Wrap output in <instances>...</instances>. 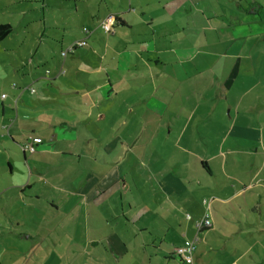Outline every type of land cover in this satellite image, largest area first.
Masks as SVG:
<instances>
[{"label":"crops","instance_id":"obj_1","mask_svg":"<svg viewBox=\"0 0 264 264\" xmlns=\"http://www.w3.org/2000/svg\"><path fill=\"white\" fill-rule=\"evenodd\" d=\"M216 4L0 0V24L11 27L0 42L18 43L4 44L1 57L19 54L28 37L45 47L57 39L62 48L86 41L66 54L69 61L65 55L43 71L24 74L38 87L35 97L16 84L10 86L15 91L0 94V153L8 176L16 150L28 174L17 180L0 170V198L13 202L4 210L6 230L28 242L22 254L31 259L42 246L35 230L49 215L55 221L50 232L84 230L86 246L103 259L110 249L119 252L128 229L134 236L145 232L142 245L183 264L172 250L196 236L206 199L211 226L197 234L192 264H264V19L258 14L263 6L232 0L236 12L219 15ZM105 20L112 24L108 33L100 27ZM19 24L22 36L15 38ZM38 55L37 66L52 57ZM129 121L130 132L122 133ZM29 136L36 138L33 153L19 147ZM126 172L135 179L127 180ZM131 184L141 186L136 190L143 195L122 203ZM44 200L45 212L38 204ZM134 207L140 212L132 214ZM144 211L151 219L141 222ZM96 216L119 236L104 240L102 226H94ZM120 217L125 223L117 229L110 219ZM26 225L28 230L17 232ZM90 230L99 236L89 238ZM60 242L51 239L48 246ZM98 244L105 252L95 250Z\"/></svg>","mask_w":264,"mask_h":264},{"label":"rangeland","instance_id":"obj_2","mask_svg":"<svg viewBox=\"0 0 264 264\" xmlns=\"http://www.w3.org/2000/svg\"><path fill=\"white\" fill-rule=\"evenodd\" d=\"M212 2H214V0H210ZM261 4H262V8L260 9L259 13L261 18L264 19V0H258ZM216 12L219 15H222L223 13H226L227 15H229V13L232 11L236 12V10L233 8V6H231L230 4L232 3V0H216ZM101 27V24H100ZM31 29L33 28V24H31ZM16 30H17V36L15 35V38L21 37L22 36V32L21 30V26L16 25ZM101 30L104 32V30L101 27ZM84 35H86L83 32ZM28 36V35H27ZM76 41V40H75ZM24 44H22L19 48V54L14 53L15 56H0V94L4 93L3 95H8L10 92L15 91V89H12L10 86H14L15 84L18 85V89L16 90H20V89H25L24 90V95L25 96H30L29 95V87H33L38 88V87H34L33 84H30V79L25 77L24 74L29 72L31 70V68L38 69L39 71H43L45 69V65L49 64V65H53L58 61H62V58L64 56L60 55L61 51L66 50L67 47L63 48L60 46V40H56V41H51V45H49L48 43H46V46H44V44H42L41 46H36L37 45V41H34V38L32 37H28L27 41L23 42ZM9 45V47H14L16 48V44L17 41L16 40H11L10 43H6L0 42V48L3 47V45ZM62 48V49H61ZM37 50V54L35 56L34 52ZM40 51H44L47 55H51L52 57L49 58V56H47L45 58L46 62L43 65H39L37 66V62H40L39 59V55L38 52ZM31 59V62H28V60ZM65 59V58H64ZM69 56L66 55V60L69 61ZM44 62V61H42ZM14 84V85H13ZM21 87V88H20ZM2 96V97H4ZM36 94L32 93L31 97H35ZM2 100V99H1ZM128 115H125V117ZM156 121V120H155ZM126 127L125 129H122V133L125 132H130V121L126 123ZM78 126H76L77 128L81 127V123L77 124ZM128 127V128H127ZM114 140V138H112ZM121 140L127 141L129 142L130 139L128 138V136H122L120 137ZM158 140V138H155V140ZM95 141L98 142V140L96 139ZM89 143L91 146H95L96 144L92 141L89 140ZM158 142H155V148H159V145L157 144ZM161 150V149H160ZM15 152V150H14ZM17 152V153H16ZM16 156L15 159L13 161V173L12 175L8 176V167L5 164L4 161V156L2 154V152L0 153V170L2 171V174L4 175V177H9V178H13L17 180H21V178H27L28 174L27 171L24 169L23 167V159H22V152L16 150ZM162 151L158 152L159 155H162ZM171 153V152H170ZM170 153H166L164 155H169ZM172 154V153H171ZM189 154H185V157H189ZM191 158V156H190ZM178 161V157L176 158H172V159H168V161ZM192 160V159H191ZM128 171V170H127ZM193 172V170H192ZM191 173V171H190ZM79 176V180H80V174H78ZM77 177V176H76ZM126 179H130V178H134L136 177V174H133V172H126L125 174ZM35 187H41L44 189H48L47 186H44V184L41 185H37ZM74 187H79L77 184ZM141 186L138 185H134L131 184L129 186V189L131 190L130 193L128 194H122V203H127V201H131L132 203H134V200H140V197L143 195V192H137L136 189H139ZM13 196V195H12ZM11 196V197H12ZM142 203V202H139ZM138 203V204H139ZM198 204V202H196ZM13 202L10 200H8V198L6 196H3L0 198V251L2 250V254H0V261L1 264H5V262H9V259H16L18 258V260H20L21 258L24 259L23 261H25L24 264H178L177 260L172 259V260H168L165 259V254L163 252H155L153 251L151 248H146L144 245H142L143 242L147 241V237L148 235L145 232H138L137 236H134V234H132V232H130L128 229L126 230V232H122L121 236H125L123 239L120 240V244L122 245V247H119L121 249H119V252H115L113 251V249H110V252L108 254H106L104 256V259L102 258V256H100V254H98L96 251L90 249V247L86 246V239L88 238L86 233L84 232V230L82 229H77L76 232L74 234H61V233H57V232H50L54 226V222L53 221V217L47 215L44 216L43 218H41V225L39 224V227L37 225L38 228H36V232L41 234V238L43 241V244L40 248L36 249V253L34 256L31 257V259H29V255L28 257L25 256V254L21 253L24 250H26V248L28 247V242L27 241H22L20 238V234H12L7 232L6 229H8V224H6V222H8V214L4 213V210H7V205L12 206ZM38 204L41 206L42 205V210L43 212H45L44 210H46V205H49V200H44V201H40L38 202ZM136 206V205H135ZM17 206L15 205V208ZM14 208V209H15ZM125 209V208H124ZM140 209H144L143 207H140ZM139 208L138 207H134L133 208V212L134 213H138L140 211H138ZM138 211V212H136ZM104 212V211H101ZM100 212V213H101ZM49 214V212H46ZM106 213V212H105ZM43 214V213H42ZM144 217H142L141 222L144 221H149L151 219V217H148L149 214L146 213L144 211ZM60 218V217H58ZM100 216H96L94 218V226L97 227L98 225L102 226V230L103 233H101L100 235L104 236V240H106V236H108L110 234V236L112 237H117L119 236L118 234H114V233H110V230L107 228V226L105 224H102L100 222ZM110 219V218H109ZM116 220H121L120 221V225L121 226H117ZM53 221V222H52ZM111 224L113 227H116L117 229L122 227L125 223V218L120 217V219H110ZM155 222H158L159 220H154ZM80 222V220H79ZM23 227H25V229L28 230V226H21V228H19L17 230L18 233H20L23 229ZM160 227V226H159ZM158 226H155V231L154 232H158ZM36 233V234H37ZM38 234V235H39ZM89 238L92 235H96L99 236V234H94L92 232V230H90L89 233ZM155 235H160V233H155ZM160 237V236H159ZM51 239L53 240H57V241H61L59 245L56 246H48L49 242H51ZM111 239V238H110ZM115 240V239H114ZM169 240H165L163 243V251H166L171 248V243L168 242ZM106 242V241H105ZM47 243V244H46ZM124 245V246H123ZM3 247H5L6 249L3 250ZM95 250L100 248V251H104V245H100L98 244V246H94ZM93 247V248H94ZM107 247V246H106ZM16 249V250H10V249ZM92 248V247H91ZM105 252V251H104ZM165 252V253H166ZM12 261V260H10ZM21 261L20 264L23 262ZM17 262V260H16ZM11 263V262H10ZM15 263V261H14ZM13 264V263H12Z\"/></svg>","mask_w":264,"mask_h":264},{"label":"built area","instance_id":"obj_3","mask_svg":"<svg viewBox=\"0 0 264 264\" xmlns=\"http://www.w3.org/2000/svg\"><path fill=\"white\" fill-rule=\"evenodd\" d=\"M101 27L104 32H110L112 30V24L108 22V20L101 22ZM85 34H88V30H83ZM86 44L85 39H78L74 41L70 46L67 47L66 50L61 51V55L65 56L68 51L73 50L74 48L81 47ZM29 92L33 93L34 88L29 87ZM4 96V95H2ZM36 143V138L28 137L25 141L19 144V147L22 151L33 153L35 151L34 144ZM202 203L205 206V212L202 214L201 218L195 223L197 234L204 230L205 228H209L211 226V218L209 212V200L203 199ZM193 239H185L180 245L173 248L172 253L178 260L183 264H192L193 255L195 250V242L198 240V236Z\"/></svg>","mask_w":264,"mask_h":264},{"label":"trees","instance_id":"obj_4","mask_svg":"<svg viewBox=\"0 0 264 264\" xmlns=\"http://www.w3.org/2000/svg\"><path fill=\"white\" fill-rule=\"evenodd\" d=\"M10 25L9 24H0V38H2L3 36H5L9 31H10ZM70 51H68L67 53H69ZM207 229V228H205Z\"/></svg>","mask_w":264,"mask_h":264}]
</instances>
